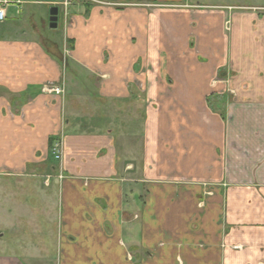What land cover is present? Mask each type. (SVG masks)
<instances>
[{
    "label": "crops",
    "instance_id": "1",
    "mask_svg": "<svg viewBox=\"0 0 264 264\" xmlns=\"http://www.w3.org/2000/svg\"><path fill=\"white\" fill-rule=\"evenodd\" d=\"M44 3L62 41L0 24V264H264V120L244 141L230 121L264 112V1ZM73 68L108 102L140 93V148L42 94Z\"/></svg>",
    "mask_w": 264,
    "mask_h": 264
},
{
    "label": "rangeland",
    "instance_id": "2",
    "mask_svg": "<svg viewBox=\"0 0 264 264\" xmlns=\"http://www.w3.org/2000/svg\"><path fill=\"white\" fill-rule=\"evenodd\" d=\"M25 1L28 3L22 5L17 16L15 15L16 10L14 8H10L8 10L9 16L13 19H9V21L6 23L5 26L8 24L9 27L2 28L5 33L4 37H18L19 35H24L30 38H37L42 36L49 38L55 37L57 41H62L61 39L63 36V30L60 27V20L63 16V9L60 8L58 10L57 28L51 29L49 28V10L51 7L44 3L46 0ZM263 1L264 0H190L191 3H200L201 5L205 6H221L223 8L232 7L233 10L239 6L249 7L254 5L259 7L262 5ZM258 10L260 9L258 8ZM61 54L63 58H67V53L61 51ZM66 75H69V70L67 71ZM69 77L70 76L67 78ZM72 77L76 79V81L78 80V82H74L73 79L72 83H70L69 79H67V82L65 83L66 85H63L64 92L60 95L62 103L66 100L65 109L67 108V111L64 110L65 117L71 118V120L77 119L79 123L82 125H88V127L94 124H101V121H107L108 125L111 127L113 126L114 128L115 126H118L117 124H120L124 127L121 132H118L120 133L121 137L130 135L134 136V138L131 137L134 140V145L140 148L138 145L140 143V131L143 123L142 112H144V100L142 99L140 93L137 95V97H135V99L121 101V104H117L115 102L113 103L111 101L108 102L99 96L100 91L97 88L95 81L93 79L90 80L87 75L85 76L84 72L73 68ZM230 100L234 101V99ZM230 100L227 101L230 102ZM229 102L220 100V102L217 101L216 103L213 102L212 104L214 107H218L221 110L223 105L225 104L228 106ZM252 106L257 108L259 104ZM241 107L242 108L237 112H231L230 117L232 119L230 121L236 124L235 132H237L236 136L238 139L241 138V140L244 141V138H242L244 137V132L249 128H252V126L255 124L252 122L254 119L260 121L261 118V120H264V115H262L264 112L260 111L262 112L261 115L254 116L250 114L248 109L251 108V106L247 107L246 104H242ZM255 112L257 113V111ZM221 117L224 121V115H221ZM9 234L10 230H7L5 238L11 237V234Z\"/></svg>",
    "mask_w": 264,
    "mask_h": 264
},
{
    "label": "built area",
    "instance_id": "3",
    "mask_svg": "<svg viewBox=\"0 0 264 264\" xmlns=\"http://www.w3.org/2000/svg\"><path fill=\"white\" fill-rule=\"evenodd\" d=\"M68 3H63L64 9ZM24 4H25L24 0H0V24H3L7 20L8 10L10 8H14L16 10L15 12L18 13L22 5ZM63 89H64L63 85L47 83L46 85L40 88V91L42 93H46L54 96H60L64 92ZM60 147L61 146L59 143H54L51 148V154L56 160L60 159Z\"/></svg>",
    "mask_w": 264,
    "mask_h": 264
},
{
    "label": "water",
    "instance_id": "4",
    "mask_svg": "<svg viewBox=\"0 0 264 264\" xmlns=\"http://www.w3.org/2000/svg\"><path fill=\"white\" fill-rule=\"evenodd\" d=\"M58 9L56 7H51L49 10V28L55 29L57 22Z\"/></svg>",
    "mask_w": 264,
    "mask_h": 264
}]
</instances>
